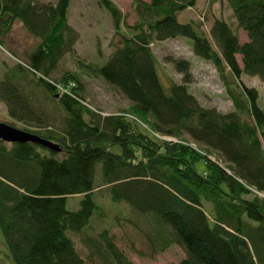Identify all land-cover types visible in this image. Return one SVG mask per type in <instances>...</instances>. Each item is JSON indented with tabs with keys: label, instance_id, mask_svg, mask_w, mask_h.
Masks as SVG:
<instances>
[{
	"label": "trees",
	"instance_id": "1",
	"mask_svg": "<svg viewBox=\"0 0 264 264\" xmlns=\"http://www.w3.org/2000/svg\"><path fill=\"white\" fill-rule=\"evenodd\" d=\"M216 1L230 5L247 41L223 18L214 21L211 38L201 21L180 22L178 13L197 0H135V25L113 1L99 0L123 37L106 62L86 66L130 101L125 111L103 115L85 103L76 72L50 79L79 37L68 21L71 0H0V43L18 20L41 40L19 63L20 75L0 80V99L12 118L33 127L24 130L61 147L0 140V229L15 264H135L111 232L121 222L108 221L101 202L107 194L148 222L142 233L140 220L136 226L123 216L152 254L176 244L185 253L178 264H264V109L257 89L241 82L244 72L264 82V0L210 4ZM176 37L214 64L231 111L204 107L187 76L164 85L151 44ZM189 66L178 63L182 71ZM26 77L56 101L62 125L33 105L19 84ZM71 81L78 85L57 87ZM74 195L82 196L80 207L70 210Z\"/></svg>",
	"mask_w": 264,
	"mask_h": 264
},
{
	"label": "rangeland",
	"instance_id": "2",
	"mask_svg": "<svg viewBox=\"0 0 264 264\" xmlns=\"http://www.w3.org/2000/svg\"><path fill=\"white\" fill-rule=\"evenodd\" d=\"M39 1L48 4H56L58 2V0ZM111 1L121 10L128 25H135L138 22L134 10L135 0ZM145 1L149 2L150 0ZM217 18H223L232 24V27L238 33L241 43L248 40L247 33L243 29L238 28L236 21L232 18V9L226 1H216L214 4H210V0H197L195 6L178 13V19L182 23L192 20L201 21V27L209 37L211 27ZM68 21L79 33L78 40L74 46L75 50L73 53H66L61 58L57 69L52 73L50 79H52V82H56L61 79L65 72H76L80 77L81 89L83 88L84 90L85 103L100 111L103 115L125 111L130 105L129 99L104 79L96 76L86 66L88 64L101 65L106 62L116 48V43L121 41L123 35L115 34L112 15L99 3V0H71ZM122 32L128 36L133 33L125 25L122 26ZM40 42V38L30 33L21 21H16L7 35L6 41L0 43V80L4 79L6 75L12 79L14 76L20 75L23 71L20 70L19 63L25 65L28 62L30 53L37 48ZM151 48L159 62V72L165 86H169L171 82L183 83L184 77L187 76L190 79L188 82L189 91L197 97L204 107H215L223 113L229 112L234 108L232 100L225 93V85L219 77L214 64L197 56L187 39L176 37L155 41L151 44ZM237 59L242 67L240 54L237 55ZM181 60L189 62L188 71H182L178 67V63ZM241 82L247 87L257 89L259 104L264 109V82L258 76H251L245 72L242 73ZM19 84L27 95L31 94L33 96V105L39 111L44 112L45 116L49 117L50 122H53V125H62L63 116L61 110L53 98L47 97L48 95L44 88L29 82L28 77L22 78ZM77 85V82L71 81L67 84L61 83L57 87L62 91H66L67 86L70 89V86ZM27 97L30 98L29 95ZM38 115L40 116L39 112ZM130 117L135 120V117ZM0 122H8L22 129L25 127L33 128L29 124L12 118L8 113L6 104L1 99ZM211 158L216 160L215 156ZM98 170V174H100V165ZM105 197L101 202H103L104 209L110 218L108 221L115 225L117 221L121 222V225L117 224L111 228V232L116 235L118 246L125 251L135 264H178L185 257L183 249L176 244L171 245L164 251L152 254L145 236L140 233L142 229L148 228L146 226L148 222L145 223L143 220L138 219L126 204H115L109 194ZM81 199L82 196L80 195L68 197V209H79ZM125 214L134 223L136 222V226H138V220L142 222L139 223L140 232L129 226L128 220L123 218ZM100 224L99 220L94 222V232L98 231ZM76 239L78 241L80 236H76ZM133 247H136V249H133ZM138 249L143 250L145 256H141L137 252ZM7 254L8 251L0 229V264H15L13 259Z\"/></svg>",
	"mask_w": 264,
	"mask_h": 264
},
{
	"label": "water",
	"instance_id": "3",
	"mask_svg": "<svg viewBox=\"0 0 264 264\" xmlns=\"http://www.w3.org/2000/svg\"><path fill=\"white\" fill-rule=\"evenodd\" d=\"M0 140L13 142H35L43 146L60 150V144H55L48 139L33 132L24 130L8 122H0Z\"/></svg>",
	"mask_w": 264,
	"mask_h": 264
}]
</instances>
